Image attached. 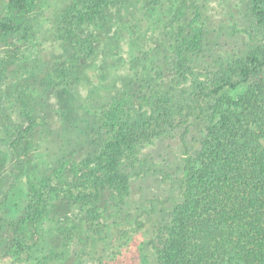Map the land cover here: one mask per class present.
Instances as JSON below:
<instances>
[{
    "label": "trees",
    "instance_id": "trees-1",
    "mask_svg": "<svg viewBox=\"0 0 264 264\" xmlns=\"http://www.w3.org/2000/svg\"><path fill=\"white\" fill-rule=\"evenodd\" d=\"M44 2L5 0L0 15V168H17L0 186L5 253L30 258L49 216L35 264H264V0H244L247 41L226 57L198 0H81L46 17ZM78 112L79 137L96 133L80 159L73 141L32 150L52 116ZM171 136L176 163L141 154ZM150 170L168 192L134 196Z\"/></svg>",
    "mask_w": 264,
    "mask_h": 264
},
{
    "label": "rangeland",
    "instance_id": "rangeland-1",
    "mask_svg": "<svg viewBox=\"0 0 264 264\" xmlns=\"http://www.w3.org/2000/svg\"><path fill=\"white\" fill-rule=\"evenodd\" d=\"M44 1V0H43ZM205 7L208 22L211 27L217 30V36L215 37V43L212 50L213 55L226 57L228 53H232L238 49H241L244 42H246V29L251 25L249 16L245 11L244 0H198ZM81 3V0H45L43 6L45 8L44 16H50V12L65 4L69 9L76 8ZM5 0H0V15L3 14ZM46 14V15H45ZM45 48L44 56L48 59V52L59 54L57 46L51 48L47 45ZM238 47V48H237ZM240 88L233 90L230 94H237ZM79 112L72 117L71 120L61 123V120L57 116H52L49 120L47 127H44V132L40 135H34L36 140L33 144L32 149L35 153L39 152L42 154L51 152L57 145L73 141L72 147L68 148L69 156L75 155L77 159L88 149V141L96 136V133L88 135V139L85 142L84 137H79L80 134L87 133L91 128L83 127L78 130L76 128L75 121L79 120ZM13 121H19L22 125L25 124V120L19 119L18 117H12ZM61 123V124H60ZM96 140V139H95ZM75 146V147H74ZM178 145V139L176 136L165 137L155 139L152 143L143 145L141 148V154L159 165H163L165 160L168 162L176 163L180 156V150ZM65 154V153H64ZM13 162H8L5 166L0 168V186L4 187L8 185L11 174L17 171L14 167ZM147 167V166H146ZM152 169V168H151ZM137 171V170H136ZM146 174L143 178L136 180L135 184V195L136 197L149 196L151 194L166 193L170 184H165L162 180V174L151 173ZM142 174L141 171L139 172ZM163 182V183H162ZM4 188H1L3 190ZM6 210L0 207V264H35L43 256L44 249L50 242V227H52V220L48 219L49 216L42 218L37 224V231L39 232L38 239L36 238L35 244L30 258L19 261L14 260L13 257L5 253L4 250V239L9 234L7 230L5 220ZM43 249V252L41 250Z\"/></svg>",
    "mask_w": 264,
    "mask_h": 264
}]
</instances>
